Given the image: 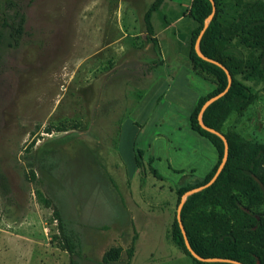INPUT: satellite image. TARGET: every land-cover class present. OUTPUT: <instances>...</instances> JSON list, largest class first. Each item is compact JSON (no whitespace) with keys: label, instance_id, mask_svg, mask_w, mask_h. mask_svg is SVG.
I'll return each mask as SVG.
<instances>
[{"label":"rangeland","instance_id":"374dc122","mask_svg":"<svg viewBox=\"0 0 264 264\" xmlns=\"http://www.w3.org/2000/svg\"><path fill=\"white\" fill-rule=\"evenodd\" d=\"M153 2L22 1L21 44L10 48L7 40L0 48V171L11 189L9 200L0 195V264H41L43 255L47 264H105L112 249L119 259L109 264H198L175 245L173 231L180 203L200 191L189 190L181 202L178 191L205 178L214 162L208 149L216 152L188 126L192 97L184 86L182 104L161 128L145 133L171 73L189 80L176 69L184 66L176 58L187 49L189 57L196 23L186 18L166 28L165 17L185 16L189 0L164 2L152 22L166 65L155 66L159 58L144 22ZM219 10L226 28L236 23L238 36L227 48L246 61L257 59L262 50L242 40V24L263 17L264 10L247 12L229 0ZM237 78L255 100L244 113H233L220 133H237L246 165L257 157L264 172V77ZM199 86L201 93L212 87L206 81ZM137 149L146 159H136ZM235 177L227 190L193 203L187 225L202 241L237 233L245 245L264 251L259 237L243 233L264 217V203L250 204L244 180ZM232 197L241 201L238 209ZM56 206L78 235L73 256L63 248ZM248 209L252 218L244 214L251 215Z\"/></svg>","mask_w":264,"mask_h":264},{"label":"trees","instance_id":"16d2710c","mask_svg":"<svg viewBox=\"0 0 264 264\" xmlns=\"http://www.w3.org/2000/svg\"><path fill=\"white\" fill-rule=\"evenodd\" d=\"M23 0H0V48L7 42L8 47L18 48L21 44L25 33L26 15L24 12ZM225 0H214L216 4V13L210 20L202 40L199 44L200 52L203 56L210 58L222 64L232 77V84L228 92L211 105H209L200 115L204 105L215 96L224 92L229 85L226 72L213 63L204 60L196 50V43L201 32L206 27V21L210 18L213 12L212 2L210 0H193L189 10V16L196 23V28L192 34L191 50L189 59L194 71L205 80L213 84L214 90L205 97L200 98L190 116L192 129L207 138L217 149L219 154L218 164L207 175V177L195 183L191 187L182 188L178 191L179 201H182L184 195L191 189H198L208 184L215 176L219 166L225 156V143L218 136L205 130L201 122L209 128L221 132L223 124L233 113H244L248 107L254 102L255 95L252 89L237 77L243 76L246 81L259 80L264 77V16L256 17L253 21L242 24V31L246 32L247 38L242 37L246 44L256 50H262L261 54L255 60H244L241 57L234 56L227 48V44L237 35L236 23L226 28L220 17L219 7ZM238 3L247 12H261L264 10V0H229ZM165 0H154L144 16L146 26L147 39L155 47L156 54L159 58L155 66H160L163 62L162 52L157 38L155 37L154 25L152 22L153 14L159 11ZM230 33V35H229ZM253 38L250 41V38ZM241 38V37H240ZM222 133V132H221ZM228 142V159L222 173L218 179L210 187L191 196L182 210V222L187 232L189 243L192 249L203 258H221L232 261H237L242 264H264V251H256L251 246L245 245L237 233H220L217 238L202 241L187 225V216L190 206L201 200L214 197V194H219L227 190L232 184L237 182L235 176L244 180V189L246 196L250 199V204L264 203V172L259 171L260 162L257 157H254L250 165H246L242 156V139L241 137L230 131L224 134ZM261 152L264 154V146H261ZM136 159L143 158L144 152L137 149ZM138 161V160H137ZM152 167V158L149 160ZM156 176L159 177L157 171L152 167ZM253 176L258 178L259 182L255 181ZM262 184V185H261ZM0 195L2 198L9 200L11 189L6 176L0 171ZM232 203L236 209L241 201L237 197H232ZM54 214L58 222V230L60 237L64 241V250L75 255L78 250V235L67 228L66 221L56 206ZM249 210V209H248ZM249 212H251L249 210ZM248 216L251 215L244 213ZM252 218V217H251ZM245 229V230H244ZM243 229V233L252 236H257L264 243V217L253 219ZM173 241L175 245L181 249L186 255L192 257L188 250L184 236L180 229L178 221L175 222L173 231ZM118 249H112L105 256V264H109L119 259ZM193 258V257H192ZM198 264H233L229 262H214L204 263L194 259ZM71 264H75L71 261Z\"/></svg>","mask_w":264,"mask_h":264},{"label":"crops","instance_id":"0c3cea01","mask_svg":"<svg viewBox=\"0 0 264 264\" xmlns=\"http://www.w3.org/2000/svg\"><path fill=\"white\" fill-rule=\"evenodd\" d=\"M192 2H193V0H189V4L187 6L188 8H187V12H186L185 16H183V14L180 13V14H178L176 16V18L173 21H172V19L167 20L166 19L167 16H166L165 17L166 28H168V29L169 28H176V26H175L176 24H178L180 22H183L186 18H191L189 16V10L191 8ZM193 27H194V25L192 23V29H193ZM171 32L173 33L174 36H177V34L175 33V29H172ZM155 37L157 38V40L159 42V45H160V48H161L162 59H163V62H162L161 65H163V67H164L166 65V61H165V57L163 56V43L160 41L158 34ZM187 53H188V49H187L186 52H180L178 54L179 56L182 54L183 57H181V56L179 58L177 57L176 60L178 61L180 59L183 62L184 66H181V67L176 66L177 68L176 67L175 68L177 70L180 69L182 72H184V74H186L189 77L188 78L189 80L185 81V83H184V82L180 81V79H181L180 77H177L176 74L171 73L173 75L172 79H171V81L169 83H167L164 86V91L161 93V96H160L161 99L157 102V106H156L155 111L153 112V115H152L153 118H152V120H150V123L147 126V128H145L146 129L145 133L148 132L149 128H151L153 125L155 126L156 129L161 128L162 125L165 123V121L168 120V117L171 114L170 112H172L175 107H177L178 105L182 104L183 99H185L184 98L185 95L181 93V91L183 90L182 89L183 86L186 88V91H187L186 95H190L192 97L191 98V103L189 104V106L191 107V113L194 110V108H195L196 104L198 103V101L200 100V98L207 96L208 94H210L214 90V86L211 83L212 87L207 92H205V93H201L200 92V86H199L200 82L201 81L209 82V81L205 80L203 77L199 76L194 71V69L192 67V64L190 62V59L187 56ZM176 85H179V87H177ZM188 126L192 130V132L198 134L197 132H195L192 129L191 122H190V117H189V125ZM198 136H200V138H203V139L207 140L213 146V148L215 149V152H216V153H211L210 152L211 149L209 151L208 145H206L204 143L205 141H203V139H201L202 141H200V142H202L201 144L203 145V147H206L208 149L207 153H208V155H210V158H214V162L212 163V166H211L212 168L208 172V174H209L214 169V167L218 164L219 154H218L217 149L214 147V145L207 138L202 137L200 134H198ZM143 152H144L143 158L146 159L147 154H146L145 151H143ZM153 162H154V158H152V165H153ZM207 175L205 176V178L207 177ZM18 239L23 240V241H25V239H26V241L28 242V239H30V238L21 237V238H18ZM31 242H34V240L31 239ZM21 254L22 253H19L20 258L22 260H26V259L30 260V255L29 254H25L23 256ZM46 262H47L46 257H45V255H43L42 259H40V263L41 264H47Z\"/></svg>","mask_w":264,"mask_h":264},{"label":"water","instance_id":"95a60500","mask_svg":"<svg viewBox=\"0 0 264 264\" xmlns=\"http://www.w3.org/2000/svg\"><path fill=\"white\" fill-rule=\"evenodd\" d=\"M210 1L212 2L213 12H212V14H211V16H210V18H209V21L212 19V17H213V16L215 15V13H216V4H215L214 0H210ZM207 26H208V25H206V27L204 28V30L201 32L200 36L198 37V40H197V43H196V50H197V52L199 53V55H200L204 60H206V61H208V62H210V63H213V64H215V65H218L219 67H221V68L226 72V74H227V76H228L229 85H228V88H227L224 92H222L221 94H219V95L215 96L214 98L210 99V100L204 105V107L202 108L201 115H200V120H201V116H202L203 112L206 110V108H207L210 104H212L213 102H215L216 100H218L219 98L223 97V96L228 92V90H229V88H230V86H231V84H232V77H231L230 72L228 71V69H226L222 64L218 63L217 61H214V60H212V59H210V58H207V57L203 56V55L201 54V52H200L199 44H200V42H201V39H202V37H203V35H204V33H205V30H206ZM201 125H202V127H203L205 130H207V131H209V132H211V133H213V134L218 135L219 137H221L222 140H223L224 143H225V147H226V149H225V156H224V159H223L221 165L219 166V168H218V170H217L215 176L213 177V179H212L208 184H206V185H204V186L198 188V189L195 190V191H202V190H204V189L210 187L212 184H214V183L216 182V180L218 179L219 175L222 173V171H223V169H224V167H225V164H226V162H227V159H228V142H227V139L225 138V136L222 135L220 132H218V131H216V130H214V129H212V128H209V127H207V126H205V125L203 124V122H201ZM193 193H194V191H191V192H189L188 194H193ZM183 205H184V201H182V202L180 203V205H179V208H178V211H177V221H178V223H179L180 229H181L182 234H183V236H184L185 244H186L188 250L190 251L191 255H192L195 259H197L198 261H200V262H204V263L229 262V263H233V264H242V263H240V262L232 261V260H228V259H221V258H203V257L199 256V255H198V254L192 249V247H191V245H190V243H189V239H188V236H187V232H186L185 227H184L183 222H182L181 213H182Z\"/></svg>","mask_w":264,"mask_h":264}]
</instances>
